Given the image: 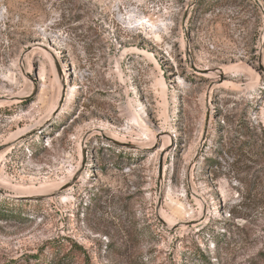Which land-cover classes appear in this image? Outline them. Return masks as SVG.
Returning a JSON list of instances; mask_svg holds the SVG:
<instances>
[{
    "label": "rangeland",
    "instance_id": "374dc122",
    "mask_svg": "<svg viewBox=\"0 0 264 264\" xmlns=\"http://www.w3.org/2000/svg\"><path fill=\"white\" fill-rule=\"evenodd\" d=\"M262 252L264 0H0V264Z\"/></svg>",
    "mask_w": 264,
    "mask_h": 264
},
{
    "label": "trees",
    "instance_id": "16d2710c",
    "mask_svg": "<svg viewBox=\"0 0 264 264\" xmlns=\"http://www.w3.org/2000/svg\"><path fill=\"white\" fill-rule=\"evenodd\" d=\"M260 256L264 258V252H262V253L260 254ZM205 258H206V257L203 256V259H205Z\"/></svg>",
    "mask_w": 264,
    "mask_h": 264
}]
</instances>
